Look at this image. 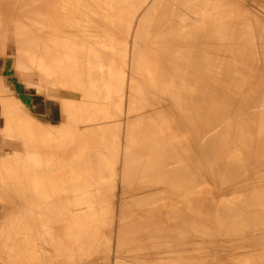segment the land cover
Here are the masks:
<instances>
[{
  "label": "bare ground",
  "instance_id": "obj_1",
  "mask_svg": "<svg viewBox=\"0 0 264 264\" xmlns=\"http://www.w3.org/2000/svg\"><path fill=\"white\" fill-rule=\"evenodd\" d=\"M261 8L0 0L18 77L78 101L50 126L0 88L20 140L0 159V261L264 264Z\"/></svg>",
  "mask_w": 264,
  "mask_h": 264
},
{
  "label": "crops",
  "instance_id": "obj_2",
  "mask_svg": "<svg viewBox=\"0 0 264 264\" xmlns=\"http://www.w3.org/2000/svg\"><path fill=\"white\" fill-rule=\"evenodd\" d=\"M7 50L2 47V42H0V85H3L0 86V88L3 89L5 87L6 90V92H4V90L0 89L1 93L4 92L1 95H5L6 97L8 96V98L9 96L10 98H18L24 105V109H22V111L24 110L25 112L23 111V113H26V115L29 114L28 116L41 122L42 124L52 126L51 123L53 122H51V120H53L54 115L58 114H53L50 109L52 106H61V102L65 101H78L73 99V97L70 96L71 94L64 89H62L61 93H55L50 88L46 90L43 86L40 87L41 91L27 89L28 87H34L32 85L25 84V81L18 77V68L15 67L13 59L10 56H7ZM11 53L14 54V51L9 49V54ZM7 90L10 93H8ZM42 90H44V92H42ZM1 101L2 100H0V103ZM1 104L3 105V103ZM55 125L56 124H54V126ZM10 128L11 122L9 121L5 107L0 105V159L14 155L18 144L20 143V140L16 137V135L10 132ZM4 136L10 137L7 138ZM9 139H12L13 141H10ZM6 199L7 198L0 190V228L3 225V222H5L4 219L7 218L6 206H8V201Z\"/></svg>",
  "mask_w": 264,
  "mask_h": 264
},
{
  "label": "rangeland",
  "instance_id": "obj_3",
  "mask_svg": "<svg viewBox=\"0 0 264 264\" xmlns=\"http://www.w3.org/2000/svg\"><path fill=\"white\" fill-rule=\"evenodd\" d=\"M257 12H258V16L260 17L261 15H262V20L264 19L263 17V14H264V11L262 10V8H261V10L260 9H257ZM27 89H31V90H33V91H35V89L34 88H30V87H28ZM42 92H44V90H42ZM41 93V92H40ZM127 101V100H126ZM127 103V102H126ZM126 103L124 102V105H123V109H124V111H125V107H126ZM122 128H123V126H122ZM122 137H123V134H122ZM122 137H121V139H122ZM76 194V193H75ZM71 195H74V194H71ZM10 209H9V208ZM7 209H9V210H7V214H8V212H9V214H8V216L12 213V208H11V206H10V204L8 203V206H7ZM117 208H115V210H116ZM7 216V217H8ZM240 257V261H241V264H244L245 263V259H246V256L244 257L243 256V254L242 253H240V255H239ZM242 257H244V259L242 258ZM242 258V259H241ZM0 264H4V263H2V261H0Z\"/></svg>",
  "mask_w": 264,
  "mask_h": 264
}]
</instances>
